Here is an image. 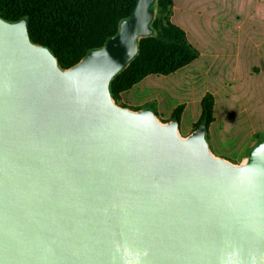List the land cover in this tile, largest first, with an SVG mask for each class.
<instances>
[{
	"label": "water",
	"instance_id": "obj_1",
	"mask_svg": "<svg viewBox=\"0 0 264 264\" xmlns=\"http://www.w3.org/2000/svg\"><path fill=\"white\" fill-rule=\"evenodd\" d=\"M154 2L68 68L0 17V264H264V139L234 163L112 97Z\"/></svg>",
	"mask_w": 264,
	"mask_h": 264
},
{
	"label": "crops",
	"instance_id": "obj_2",
	"mask_svg": "<svg viewBox=\"0 0 264 264\" xmlns=\"http://www.w3.org/2000/svg\"><path fill=\"white\" fill-rule=\"evenodd\" d=\"M171 20L185 31L198 57L171 74L146 76L122 92L119 103L133 109L151 104L165 121L183 105L179 123L190 116V123L181 125L182 133L188 135L200 120L203 96L210 92L215 98L214 121L206 132L211 150L240 163L239 158L246 156L242 153L264 133V0H173ZM193 69L207 76H193ZM211 74L219 75L215 79L224 112L219 110L217 92L211 89L216 83ZM199 78L205 83L197 91ZM135 89L136 98L127 95ZM182 92L187 93L185 99ZM230 139L238 143L234 155L222 149Z\"/></svg>",
	"mask_w": 264,
	"mask_h": 264
},
{
	"label": "trees",
	"instance_id": "obj_3",
	"mask_svg": "<svg viewBox=\"0 0 264 264\" xmlns=\"http://www.w3.org/2000/svg\"><path fill=\"white\" fill-rule=\"evenodd\" d=\"M138 0H0V17L15 22L26 20L32 42L44 45L63 68H68L88 52L101 48L119 32ZM153 33L140 37L137 54L110 82L112 97L120 102L122 92L152 74L168 75L195 60L199 52L185 31L172 22L173 0H155L151 5ZM214 95L201 100V117L195 129L214 121ZM125 106V105H123ZM183 105L171 119L180 120Z\"/></svg>",
	"mask_w": 264,
	"mask_h": 264
},
{
	"label": "rangeland",
	"instance_id": "obj_4",
	"mask_svg": "<svg viewBox=\"0 0 264 264\" xmlns=\"http://www.w3.org/2000/svg\"><path fill=\"white\" fill-rule=\"evenodd\" d=\"M191 71V70H190ZM190 71H189V73H190ZM191 75H193V76H198L199 75V77H206L207 75H205V74H203V75H201V73H200V71H196L195 69H193L192 71H191V73H190ZM208 76H210L211 78H213L214 79V81L216 82L215 84H213L212 83V85H211V89L212 90H214V91H216L217 92V96H218V98H219V110L221 109V112H224V110H225V107H221V100H220V97L222 98V96H220L221 94H222V91H218V87H219V84H218V80L216 81V79L215 78H217L219 75H215V74H211V75H208ZM205 83V81H204V79L202 80L201 78H199V79H196V83H195V85L197 86V91L199 90V89H201L202 87H203V84ZM187 93L186 92H182L181 93V97H183L184 95H186ZM128 96H130V97H134V98H136V89L133 91V92H130V93H128L127 94ZM220 96V97H219ZM187 96H185V97H183V99H185ZM120 104V103H119ZM221 107V108H220ZM131 108V107H130ZM144 108H147V109H150V110H152V111H154V106H152L151 104L150 105H148L147 107H144ZM155 112V111H154ZM246 116V115H245ZM160 118V117H159ZM160 120H162L161 118H160ZM162 121H165V120H162ZM186 124V125H188L189 123H190V116H187L186 118H185V120L183 121V124ZM183 124H180V131H181V133L182 132H184V128H182V126H183ZM182 125V126H181ZM243 126V125H242ZM245 127H246V125H245ZM243 129V128H242ZM235 130H236V128H235ZM182 135H184L185 136V134H183L182 133ZM206 136H207V134H206ZM257 138H259V139H261V140H263L262 138H264V133H260L258 136H257ZM256 138V139H257ZM255 139V140H256ZM207 140H208V142H209V145H210V141H209V139H208V136H207ZM260 140V141H261ZM257 143V142H256ZM238 145V143L236 142V140H231L230 139V142H228V141H225L223 144H222V149L223 150H225L228 154H232V155H234L235 154V152L237 151V146ZM234 146H235V148H234ZM210 148H211V145H210ZM233 152V153H232ZM248 153V149L246 150V151H244L243 153H242V156H244V155H246ZM218 156V155H217ZM220 157H222V156H220ZM224 158H226V157H224ZM242 157H240L239 158V160H240V162L243 160V159H241ZM226 159H228V158H226ZM228 160H230V161H232L231 159H228ZM232 162H234V163H238L237 161H232Z\"/></svg>",
	"mask_w": 264,
	"mask_h": 264
}]
</instances>
